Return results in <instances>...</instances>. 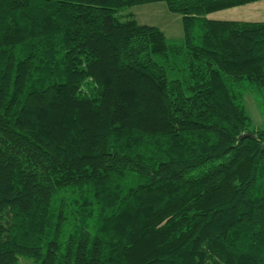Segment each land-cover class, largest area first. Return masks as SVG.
Listing matches in <instances>:
<instances>
[{
  "label": "trees",
  "instance_id": "1",
  "mask_svg": "<svg viewBox=\"0 0 264 264\" xmlns=\"http://www.w3.org/2000/svg\"><path fill=\"white\" fill-rule=\"evenodd\" d=\"M257 1L0 0V264H264Z\"/></svg>",
  "mask_w": 264,
  "mask_h": 264
},
{
  "label": "rangeland",
  "instance_id": "2",
  "mask_svg": "<svg viewBox=\"0 0 264 264\" xmlns=\"http://www.w3.org/2000/svg\"><path fill=\"white\" fill-rule=\"evenodd\" d=\"M260 8H264V4L256 2L251 5L220 11L215 16L220 19L229 20H257L253 17L260 16ZM128 12L133 13L141 24L161 28L170 40L179 39L184 36L182 15L171 12L165 2L136 5L127 9L123 14ZM260 100L256 87L246 96L248 110L253 117L254 124L259 127L264 125V108ZM20 261L21 264H34L32 260L25 258H21Z\"/></svg>",
  "mask_w": 264,
  "mask_h": 264
},
{
  "label": "crops",
  "instance_id": "3",
  "mask_svg": "<svg viewBox=\"0 0 264 264\" xmlns=\"http://www.w3.org/2000/svg\"><path fill=\"white\" fill-rule=\"evenodd\" d=\"M257 2H260V3H263L264 4V0L257 1ZM254 3H256V2H254ZM251 4L252 3L246 4V5H251ZM242 6H245V5H242ZM237 7H239V6H237ZM233 8H235V7H233ZM229 9H232V8H229ZM260 9H262V10H260ZM260 9H259V12H260L259 15L260 16H257L256 15L257 17H253V18H256L257 20H249V21H264V8H260ZM225 10H228V9H225ZM220 11H224V10H220ZM220 11H217L215 13L210 14L209 17L212 18V19H220V18H218V17L215 16L216 13H218ZM221 20H229V19H221Z\"/></svg>",
  "mask_w": 264,
  "mask_h": 264
},
{
  "label": "water",
  "instance_id": "4",
  "mask_svg": "<svg viewBox=\"0 0 264 264\" xmlns=\"http://www.w3.org/2000/svg\"><path fill=\"white\" fill-rule=\"evenodd\" d=\"M247 137L255 138L256 135H255V134H252V133L249 132V131H245V132H243V133L238 137V140L240 141V140H242V139H244V138H247Z\"/></svg>",
  "mask_w": 264,
  "mask_h": 264
}]
</instances>
